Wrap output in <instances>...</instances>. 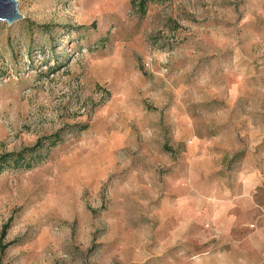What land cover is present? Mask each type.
<instances>
[{
    "label": "rangeland",
    "instance_id": "rangeland-1",
    "mask_svg": "<svg viewBox=\"0 0 264 264\" xmlns=\"http://www.w3.org/2000/svg\"><path fill=\"white\" fill-rule=\"evenodd\" d=\"M17 5L0 264H264V0Z\"/></svg>",
    "mask_w": 264,
    "mask_h": 264
},
{
    "label": "trees",
    "instance_id": "trees-1",
    "mask_svg": "<svg viewBox=\"0 0 264 264\" xmlns=\"http://www.w3.org/2000/svg\"><path fill=\"white\" fill-rule=\"evenodd\" d=\"M56 143V140H54L53 142L50 143V145H54ZM41 145L40 141H37V143L31 147V148H25L22 149L19 152H11V153H6L3 154L0 157V173L1 171L11 165V164H19L20 162H22L24 160V154H26V156H31Z\"/></svg>",
    "mask_w": 264,
    "mask_h": 264
},
{
    "label": "water",
    "instance_id": "water-1",
    "mask_svg": "<svg viewBox=\"0 0 264 264\" xmlns=\"http://www.w3.org/2000/svg\"><path fill=\"white\" fill-rule=\"evenodd\" d=\"M22 18L18 11L17 0H0V22L11 25Z\"/></svg>",
    "mask_w": 264,
    "mask_h": 264
}]
</instances>
